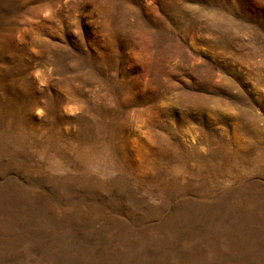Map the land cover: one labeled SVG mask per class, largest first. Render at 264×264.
<instances>
[{"label":"rangeland","instance_id":"obj_1","mask_svg":"<svg viewBox=\"0 0 264 264\" xmlns=\"http://www.w3.org/2000/svg\"><path fill=\"white\" fill-rule=\"evenodd\" d=\"M0 264H264V0H0Z\"/></svg>","mask_w":264,"mask_h":264}]
</instances>
